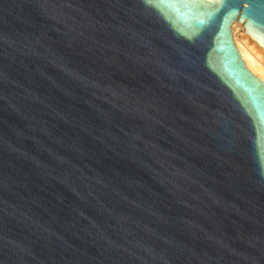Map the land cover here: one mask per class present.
<instances>
[{"label":"water","instance_id":"95a60500","mask_svg":"<svg viewBox=\"0 0 264 264\" xmlns=\"http://www.w3.org/2000/svg\"><path fill=\"white\" fill-rule=\"evenodd\" d=\"M264 0H0V264H264Z\"/></svg>","mask_w":264,"mask_h":264},{"label":"bare ground","instance_id":"6f19581e","mask_svg":"<svg viewBox=\"0 0 264 264\" xmlns=\"http://www.w3.org/2000/svg\"><path fill=\"white\" fill-rule=\"evenodd\" d=\"M239 25L243 29V25L234 22L231 26L234 43L244 60L246 66L262 81H264V49L259 46L251 37L244 32V42H242L235 34L234 27Z\"/></svg>","mask_w":264,"mask_h":264},{"label":"rangeland","instance_id":"374dc122","mask_svg":"<svg viewBox=\"0 0 264 264\" xmlns=\"http://www.w3.org/2000/svg\"><path fill=\"white\" fill-rule=\"evenodd\" d=\"M234 32H235V34H236V36L242 41V42H244V38H243V34H244V32H243V29H242V27H240L239 25H236L235 27H234Z\"/></svg>","mask_w":264,"mask_h":264}]
</instances>
